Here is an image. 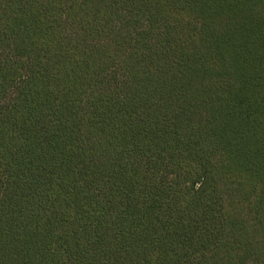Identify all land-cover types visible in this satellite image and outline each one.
I'll list each match as a JSON object with an SVG mask.
<instances>
[{
	"label": "trees",
	"instance_id": "obj_1",
	"mask_svg": "<svg viewBox=\"0 0 264 264\" xmlns=\"http://www.w3.org/2000/svg\"><path fill=\"white\" fill-rule=\"evenodd\" d=\"M0 264H264V0H0Z\"/></svg>",
	"mask_w": 264,
	"mask_h": 264
}]
</instances>
